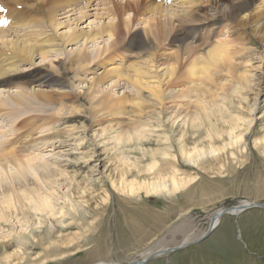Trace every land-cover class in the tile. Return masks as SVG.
<instances>
[{
	"label": "rangeland",
	"instance_id": "374dc122",
	"mask_svg": "<svg viewBox=\"0 0 264 264\" xmlns=\"http://www.w3.org/2000/svg\"><path fill=\"white\" fill-rule=\"evenodd\" d=\"M49 1L45 0L42 8L47 7ZM57 1L61 5L72 3V0ZM124 1L103 0L104 5L97 7L103 14L96 15L93 9L92 13L95 14L88 16L81 24L72 23L59 28V32L64 33L73 27L98 29L101 23L118 19L121 25V21L123 24L124 20L129 19L128 28L125 31L121 28L116 49L113 52L110 50L109 57L112 56V59L94 69L97 74L103 72L97 86H90L92 76L97 74L89 73L85 66L66 71V81L79 94L77 100L63 97L62 102L55 100V103H48L30 96L25 112L30 114L32 111L28 119L39 126L38 130L54 133L60 129H72L73 133L71 136L63 134V142H57L59 146L54 149L37 147L31 149L33 152L30 150L37 159L63 155L61 164H56L60 172L56 175L58 180L52 184L51 211L36 210L27 201L31 198L30 194L20 187L23 181L10 176L13 164L0 162V179L5 177L7 184L0 183V264H128L146 258L149 252L184 245L182 242L186 238L198 239L207 232L216 213L222 215H219L218 223L204 239L186 243L189 245L164 256L153 257L147 264H264V207H244L248 203L264 204V64H260L264 42L260 41L258 24L250 18L248 25L243 27L230 18L221 17L219 23L223 28L218 34L212 31L216 26L213 21L205 20L208 23L198 36L199 40L185 54L177 53L182 65L181 73L191 63L198 68L200 65L201 71L206 50H213L212 46L221 41L234 42L238 37L241 39H236L238 43L244 42L239 43L240 46L236 40L233 43L236 45L234 60L241 63L237 66V72L239 77L240 73L248 77L250 69H256L259 78L255 86L249 88L250 78H247V87L246 81L230 78L221 71L222 66L218 69L219 65H216L218 68L214 66L216 70H212L214 67L210 70L215 71L212 73L213 81L205 83L200 72L195 78H190L186 71L183 76L178 74L167 83L169 63L175 62L171 54L176 50V44L171 37L168 39V33L172 36L176 30L186 26L194 31V25L198 22L192 21V17L186 19L183 10L179 9L181 7L170 1L164 6H169L173 13L179 12L178 17L182 16L168 30L165 26L150 28L145 23L150 14L141 8H128ZM152 1L150 4L148 0H141V5L150 6ZM6 2H0L2 15L12 10V6ZM32 4L30 0H24L17 7L30 17L33 14L40 16L31 7ZM75 4L76 8H80L86 2L76 0ZM227 4L228 0H224L222 8ZM259 6L253 14L264 13V1ZM233 8L229 7L224 13L234 14ZM200 11L210 16L215 9L202 7ZM40 20L44 22L41 17ZM188 20L193 22H190L192 26ZM182 21L189 25H183ZM43 24L40 28L46 30ZM4 28L0 26L1 36ZM145 30L149 36L144 35ZM204 30L210 31L209 36H203ZM211 36H214L212 40ZM146 37H149V42ZM106 38L103 42L98 39L87 45L89 60L96 56L98 48L108 44ZM153 42L154 48L149 46ZM72 47L69 45L67 49ZM152 54L153 58L160 55L163 59L168 57L166 63L158 67H151L149 60L145 64L149 69L145 70L146 75L163 83L161 104L152 96L144 97L148 95L147 92L134 88L128 82L120 81L118 86L113 87L105 76L104 69L111 70L121 64L126 67L131 64L138 66L143 62L142 58L150 59ZM35 59L40 62V58ZM202 60L204 64L201 65ZM198 77L201 79L197 82ZM15 82L0 85V96L8 98L9 94L16 95L21 89L27 93L39 88L30 83L27 72L18 76ZM192 83L195 86H191ZM108 92L115 96L125 95L128 100L135 99L140 104L129 103L124 106V112L108 116L104 113L103 116L105 109L101 99ZM258 93L257 109H253ZM138 107L142 108L141 113ZM174 109L176 113L188 115L189 119L187 124L174 125L171 129L169 120ZM57 111L62 114L61 119L57 118L60 115ZM45 113L48 116H44ZM20 114L23 112H12L11 116ZM67 114H74L69 121L65 119ZM11 116L0 119V124L3 122L0 125V139L10 136L7 125L14 119ZM40 118H44L43 123ZM109 118H115L118 125ZM228 120H238V126L231 130L230 136L222 131L221 126ZM93 122L97 124L93 125ZM19 126L22 128L16 125ZM171 130L173 133H170ZM2 131H7L6 135H2ZM208 135L212 137V144ZM178 139H183L182 144H176ZM167 141H171V144ZM18 147L17 150H20ZM29 175L31 179L34 177L33 174ZM172 178L177 181L176 188L167 186L161 190L147 191L154 184H168ZM37 184L45 193L46 188L39 179ZM233 207L242 208L233 215L230 213ZM56 219L61 223L57 224Z\"/></svg>",
	"mask_w": 264,
	"mask_h": 264
},
{
	"label": "bare ground",
	"instance_id": "6f19581e",
	"mask_svg": "<svg viewBox=\"0 0 264 264\" xmlns=\"http://www.w3.org/2000/svg\"><path fill=\"white\" fill-rule=\"evenodd\" d=\"M5 1H7L6 3L12 6V10L11 12H8L7 10V13L5 15H2V13L0 14V24L3 27L4 26L6 27L4 28L5 31H8V33L5 31L3 32V36L7 35L3 39L1 38L3 36H1L2 30L0 29V85L9 84V83L15 84L16 83L15 81L18 78V76H21L22 73L27 72L29 79H30V83L35 84L39 88L38 90H33L27 93H25L23 89H21L16 95L9 94L8 98H6L5 96H0V119L1 117L11 116L12 112H17V111L23 112V114L17 115V117L11 116L14 119L11 122H9V124L7 125L9 126V129L7 131H10V136H8L9 138L7 137L6 139H0V162L3 161L5 163L13 164L14 167L10 169L11 171L10 176L13 179H18L19 181L21 180L23 181V183L20 184V187H22L23 192L30 194L31 198L27 199V201L31 203L32 206L36 210L39 211L42 209L44 210L49 209V211H51L50 197H51V193L53 192L52 184L58 180L56 175L57 173L60 172V169H58L56 164L58 163L61 164V162L63 161V155L54 154V156L50 159L49 158L37 159V157L34 154L33 155L35 157H32L33 155L32 153H30V150L35 149V148L37 149V147L38 148L50 147L54 149L59 146V145L58 146L56 145L57 142H63L64 137L63 139H61V136H63V134L64 135L66 134L67 136H71L73 133L72 132L73 130L71 129L70 131V129H60L54 133L50 131H47L46 133H44L43 130H38L39 129L38 125L34 124L33 122L32 123L30 122L28 118H30L33 113L32 111H30L31 112L30 114L26 113L25 107L28 102L30 103L31 95L36 98L43 99L44 101L48 103H55V100L58 102H62L63 97H68V98L72 97V98H75L74 101L77 100V98L79 97V94H76V91L72 87L71 83L66 81L65 79L66 71L69 72L70 70H74L76 68H81V67L86 66V69L87 71H89V73L96 75L97 71H95L94 69L96 67H101V63L107 62L110 59H112V56L109 57L110 50H112L111 52H113L116 49L115 46H116V42L118 41V35H120L121 33L120 32L121 28L124 31L128 28L129 19L124 20L123 24L121 21V25L119 24V21L117 19L115 22H111L107 24L101 23L98 26V29L88 28L87 30H83V28L76 29L73 27L72 29H70V31L68 30L67 32L64 33V32H59L60 27H62L63 25L69 26L72 23L73 24L76 23V25L81 24L83 21L86 20L88 16L95 14V13H92L93 9L96 10V15L103 14L102 12L100 13L97 9L99 5H102V6L104 5L103 0L97 1V2H95V0H89V1L85 0L86 4L80 8H76L77 6L75 4L76 0H72V3L68 5H65V4L61 5L59 4L57 0H50L49 3L47 4L48 6L43 7V8L41 4H43L45 0H30V4L33 3L31 7L34 8L40 14V16L38 14H33L31 17L27 13L26 14L23 13L21 8L17 7V5H22L24 0H5ZM151 1L148 0L150 4H151ZM170 1L174 3L176 2L174 5L177 4L179 5V7H181V8L179 7L178 8L183 10L182 12L186 19L187 17L188 19L189 17L190 18L192 17V21H196V23L197 22L198 23L197 24L195 23L196 25L193 24L194 25L193 29L195 30L192 31L191 29H189V27L186 26V25H189V23L192 21L188 20L189 23L185 25L184 24L185 22H183L184 21L183 20L182 21L183 25H185L186 27H182L178 31L176 30V32L172 36H169L170 32L168 33L169 35L167 34L168 39L169 37H171V40H173V42H175L176 44V48H174L176 50L175 51L173 50L174 52H172L171 54V58H174L175 62L169 63L170 68H169L168 80L166 81L167 83H169L173 78H176L178 74L183 76V73L186 71H188V74L191 75L190 78L191 77L195 78L194 76L195 75L197 76V74L200 72L203 75L202 79L206 80L205 83L207 81H213L212 73L215 71L210 72V70L212 67L214 66L216 67V65L217 66L219 65V68L218 67L216 68L221 69L220 67L222 66L221 71H223L230 78L232 79L240 78L243 80L242 82L246 81V87L248 85L247 78H250L249 84L250 83L251 84L249 88L257 84L259 75L256 69H250V75L248 77L244 76L241 73L239 77V74L237 72L238 71L237 66H239L241 63L235 62L234 60L235 56H233V53L236 52L235 51L236 45H234L233 43L235 42L236 39H238V37L235 38L234 42L230 41L231 40V37H230V40H229L230 42L221 41V43L219 42L220 44H217L216 46L215 45L212 46L213 50L210 49L209 51L208 50H206V52L204 51L206 53L205 55L206 57L204 56V59H203L205 60V64L203 63V60H202L201 65L203 63L204 67L201 71L199 70L200 65L198 68L195 64L191 63L188 66L187 70L186 71L184 70L181 73L180 69L182 65L179 62L180 59L177 53L181 52L185 54L187 49L189 48L191 49L193 47V43L195 44V42L199 40L197 39L198 36L201 34L203 29H205L204 26L206 25V23L209 22L208 19H211L210 21H213L214 25H216L213 30L212 29L210 30H212L213 33L220 34L219 32H222L221 30L223 28L221 24L219 23V19L221 17L225 19L230 18L233 22H236L243 27L248 25L249 19L251 18L253 22L258 24L257 25L258 32L260 33L259 38L261 42H264V13L262 12H256L255 14L252 13L254 10L260 7L259 5L264 0H228V4L224 9L222 8L224 0H205L206 2H204V4H203L204 0H170ZM0 2L3 4L4 0H0ZM124 3L128 8H131V7L133 9L141 8L142 11L149 13L150 14L149 18H147L146 16L147 19L145 20V23L147 24V27H150V28L157 27V26H165L167 28L166 30H168V27L169 26L171 27V24L174 21H178L179 17L182 16L181 14L178 17V14H180L179 12L173 13L171 9L168 8L169 6L168 7L164 6L165 3H168L167 0H160V1L153 0L152 5L150 6L148 4H146L148 6H145V5L142 6L141 0H125ZM113 7L115 8V5H113ZM202 7L212 8V9H215V11L211 13L212 15L208 16V14L201 13L200 9ZM229 7H234L232 9L234 14L228 15L224 13V10H228ZM104 9L106 10V8ZM37 16H39V18H36ZM40 17L41 19L44 20V22L42 21V23H44L43 24L44 26L43 25L42 26L46 30H42L40 28L42 24ZM222 19L221 21L224 20ZM205 20H208V22ZM245 20H247V22ZM201 21L202 23H199ZM186 23H187V20H186ZM192 23H190V25ZM45 31L47 33H45ZM144 35L149 36L147 30L144 31ZM223 35H224V32H223ZM105 36L107 37L106 41H108V44L103 46L102 48H98L96 56L89 60L90 52L88 50L89 48L87 47V45L89 43H93L97 41L98 39H100L101 42H103ZM147 38L149 37H146V40H148ZM243 38L245 39V37ZM238 40H241V39H238ZM147 42H149V40ZM241 42H244V41H241ZM241 42L239 43L242 44ZM236 43H238V41ZM69 45H73L74 48L72 47V48L67 49V46ZM153 45H154V42L151 43V45L149 46H152V48H154ZM177 47H178V50H177ZM237 55H240V54H237ZM117 56H119V54H117ZM36 57L40 58V62L35 61ZM153 57L154 55L152 54V58ZM123 58L124 56L121 59L123 60ZM152 58L150 59L142 58L143 62L142 63L140 62L141 64L140 63L139 65L137 64L138 66H133V64H131L130 67L127 66L129 68H127L126 65L123 66V64H121L120 62L121 65L117 67L115 66L116 68H111V70H108V68L104 69L105 76L111 81V84L113 87L118 86L119 84L118 82L120 81L128 82L134 88H138V90L147 92L148 95H144V97L152 96L156 102L161 104L159 100L163 94L162 91H164L163 83L162 81L154 80L153 78L148 77L146 75L145 70H149V69L146 67L145 64L149 60L150 62H152L151 67H154V66L158 67V66L164 65L166 61L168 60V57L166 59L165 58L163 59V57H161L160 55L159 57L157 56L153 59ZM231 60H233L235 63H233ZM74 62H76L77 64H74ZM260 64H264V55H262V58L260 59ZM23 65L27 67L24 68ZM215 67L212 70H216ZM102 73L97 74L96 76L94 75L92 76L91 78L92 81L90 83V86L95 87L98 85L99 79L102 77ZM128 73L132 75H126ZM124 76H127V77H124ZM201 77L200 78L198 77V80L196 81L198 82L199 79H201ZM63 79H65V81H63ZM166 82H164V84ZM191 86H195L194 83H192ZM259 93H258V96L254 98L255 103L253 105L254 106L253 109H257ZM91 94L94 96H97L96 94H93V93ZM101 103L104 104V109H105L103 112V116H105L104 113H106L108 116V115H115L116 113L124 112V106H126L127 104L129 105V103L131 105L135 104L137 106H139L140 104L139 101H136L135 99L128 100L127 96L125 95L115 96V94H112L110 92L106 93L104 99H101ZM10 108H11V111H10ZM70 108L76 111L73 106H70ZM175 109H177V107H175ZM57 110H59V108ZM141 110L142 108L138 107V112L141 113ZM180 110H181V107H180ZM174 111L171 112L172 114L169 120L171 122L170 128L172 129L174 125L179 127L183 124H187L189 116L181 115L180 113H176V111L174 113ZM57 114H60V112L57 111ZM45 115L48 116V113H45L44 116ZM73 115L67 114L65 118L66 121H69V118L71 119ZM61 116L62 114L58 115L57 118L61 119ZM40 119L42 120L41 123H43L44 118H40ZM114 119L115 118L113 119L109 118V120L111 121H115ZM236 121L233 122L232 120H228V121H224L223 123H221L222 131L227 132V135L230 136L231 135L230 133H232L231 130L235 129L238 126ZM115 123L117 124V121H115ZM95 124L97 123L93 122V125ZM229 124H231L230 128H228ZM16 125H21L22 128L20 126L16 127ZM133 129H136V128L133 127ZM121 131H123V129L120 130V133H122ZM172 131L173 130H171L170 133H173ZM6 132L2 131L1 133H3L2 135H6ZM111 138L113 139L114 136ZM208 138H209V143L212 144V137L208 135ZM169 139L170 137L167 138L166 140H169ZM182 141L178 139L176 144H179V143L182 144ZM167 143L171 144V141H167ZM79 145L80 144L78 143L77 146L79 147ZM209 146L212 148V145H209ZM17 147L20 148V150H17ZM31 151L33 152V150ZM202 153H203V150L201 149L200 154ZM89 156L90 155H88V158ZM29 174H33L34 177L31 179ZM38 179L45 186L46 188L45 193L41 191L39 184H37ZM3 182H5L6 184L5 177L0 179V183H3ZM167 186H169L168 188H170L171 186V189H174L177 186V181L174 178H172L168 184L167 183L163 184V182H161L160 184H154L147 191H157ZM253 204L254 206H257V207H264V206H260L261 204H256V203H253ZM241 208L242 207H233L231 208L232 210H230L231 211L230 213H232L233 215H236L239 213V211H241L240 210ZM219 215H222V214L216 213L215 215H213V218L211 220L212 228L216 225V223H218ZM55 222L57 224L61 223L59 219H56ZM209 228H210V225H209ZM202 235L198 237V239H200ZM194 240H197V238ZM194 240H188L186 238V240H184L182 243L186 244ZM177 246L178 245L173 246V247H177ZM176 250H179V249H176ZM174 251H171V252H174ZM168 253H169L168 248L155 250V252H152V253L149 252L147 255H145L147 256L146 258L151 257L147 259L145 263L141 262L142 260L146 259V258H143L140 261L134 260V261L129 262L128 264H147L149 261H151L153 257H156L158 255L164 256ZM94 264H125V263L97 262Z\"/></svg>",
	"mask_w": 264,
	"mask_h": 264
},
{
	"label": "water",
	"instance_id": "95a60500",
	"mask_svg": "<svg viewBox=\"0 0 264 264\" xmlns=\"http://www.w3.org/2000/svg\"><path fill=\"white\" fill-rule=\"evenodd\" d=\"M252 206H254V204L253 203H248L246 206H244L245 208H249V207H252ZM260 206H264V204H261ZM213 230V228H212V222L210 223V228L207 230V232L200 238V239H197V240H194V241H192L191 243H196L197 241H200V240H202V239H204L207 235H209L210 234V232ZM187 245H189V244H184V245H181V246H177V247H172V248H168V252H171V251H174V250H176V249H179V248H181V247H183V246H187ZM153 257V256H152ZM149 258H151V257H148V258H146V259H144V260H142L141 262L142 263H145L146 261H147V259H149Z\"/></svg>",
	"mask_w": 264,
	"mask_h": 264
},
{
	"label": "snow or ice",
	"instance_id": "6c2138e0",
	"mask_svg": "<svg viewBox=\"0 0 264 264\" xmlns=\"http://www.w3.org/2000/svg\"><path fill=\"white\" fill-rule=\"evenodd\" d=\"M0 10H2V9H0Z\"/></svg>",
	"mask_w": 264,
	"mask_h": 264
}]
</instances>
